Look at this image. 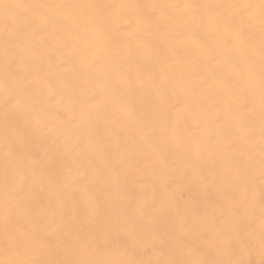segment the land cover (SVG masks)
<instances>
[{"label": "snow or ice", "instance_id": "1", "mask_svg": "<svg viewBox=\"0 0 264 264\" xmlns=\"http://www.w3.org/2000/svg\"><path fill=\"white\" fill-rule=\"evenodd\" d=\"M0 21L5 53L0 264H254L250 257L257 252L264 264V0H0ZM117 32L136 36L134 46L122 50ZM46 36L69 57L61 66L68 75L55 81L43 76L29 50ZM157 42L168 47L173 64L146 84L139 61L158 57ZM201 59L210 67L197 77ZM36 80L44 84L43 95L33 86ZM85 82L94 92L87 100L79 95ZM133 85L150 88L143 115L136 111ZM257 86L258 129L254 99L250 102ZM112 107L153 145L135 194L123 183L127 153L117 162L110 156L120 145L119 132L105 120ZM65 110L75 113L70 125L57 119ZM189 119L200 130L195 141L183 134ZM48 142L56 155L43 162L31 146ZM57 157L66 164L54 172ZM177 176L183 180L177 182ZM158 186L160 194L149 197ZM185 192L201 198L185 199ZM209 192L219 200L208 201Z\"/></svg>", "mask_w": 264, "mask_h": 264}, {"label": "bare ground", "instance_id": "2", "mask_svg": "<svg viewBox=\"0 0 264 264\" xmlns=\"http://www.w3.org/2000/svg\"><path fill=\"white\" fill-rule=\"evenodd\" d=\"M7 3H105V4H120V3H135V4H170V3H180L183 0H3ZM196 3H230V2H246V3H259V0H193ZM0 31H2V21H0ZM144 34L140 33V38H143ZM115 39L117 44L122 50H126L129 46H134L137 37L128 36L125 38L120 32L115 33ZM258 41V32H257ZM158 43V57L151 60H141L139 61L141 67L142 77L146 84H148L152 79L158 78L162 69L167 68L168 65L173 64L172 53L168 50L167 46H161ZM29 50L33 54V63L38 65L44 77L50 78L55 81L56 77L59 75H68L62 69V65L69 61L67 53H61L57 51V45L55 40L46 36L42 40L29 45ZM184 55V53H180ZM4 47H3V37L0 35V81L3 79L4 72ZM209 64L207 60L201 59L199 66L196 69L197 77H202L206 75L209 71ZM175 71V69H173ZM33 86L38 90L39 95H43L44 84L40 80L33 82ZM217 95H223L222 90L217 89ZM132 92L136 101L135 107L138 115H143L145 109L147 108L151 97L150 88L148 87H137L133 85ZM81 99H90L94 92L92 91L91 85L87 82L84 83L83 87L79 91ZM259 98L260 92L257 86L253 97H250V102L254 99L257 114L255 117V122L257 129L259 128ZM176 98L173 96L171 103H175ZM3 107V98L0 97V110ZM75 118V113L71 111H61L57 117L58 121L63 125H70ZM105 120L107 124L114 130L119 132L120 135V145L119 147L113 146L110 150L111 159L117 162L120 158V154L127 153L128 162L124 165L127 169L126 174L123 177L124 188L129 194H135V185L140 181V169L144 168V161L152 150L153 145L146 144L139 135L138 125L134 121H128L124 113L119 109V107H112L105 113ZM102 128L104 125L101 126ZM183 134L186 138L195 141L200 130L196 128L194 122L189 119L182 124ZM3 120L2 111H0V213L3 210ZM31 151L34 157L37 159L48 162L49 159L55 157V149L53 148L51 142L46 144L34 143L31 146ZM92 162L98 166H102V161L97 157L91 158ZM130 163L134 165L133 168L128 169L127 164ZM66 164V161L60 158L53 160V171L58 172L61 167ZM82 166L87 167L88 161H82ZM175 168V164L172 165ZM74 171H76L74 169ZM217 171L219 168L217 167ZM177 182L183 180V176L175 177ZM153 194H160V187L149 190V197ZM98 199L103 200V194L98 193ZM191 196L193 199H200L198 193H184V198L187 199ZM206 199L208 201H218L219 196L215 192H209ZM2 219V216H0ZM259 224L257 222V228ZM143 255V250H138V257ZM4 258L3 249L0 248V259ZM249 258V257H246ZM254 264H259L260 256L258 252L250 257Z\"/></svg>", "mask_w": 264, "mask_h": 264}]
</instances>
